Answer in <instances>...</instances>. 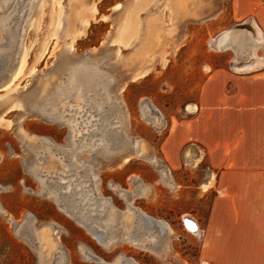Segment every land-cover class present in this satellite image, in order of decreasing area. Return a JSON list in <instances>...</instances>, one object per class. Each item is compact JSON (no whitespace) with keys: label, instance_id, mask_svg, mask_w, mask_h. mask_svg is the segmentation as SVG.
Masks as SVG:
<instances>
[{"label":"rangeland","instance_id":"rangeland-1","mask_svg":"<svg viewBox=\"0 0 264 264\" xmlns=\"http://www.w3.org/2000/svg\"><path fill=\"white\" fill-rule=\"evenodd\" d=\"M231 9L232 0H0V264H200L194 216L210 200L200 185L206 162L190 145L174 160L166 141L195 113L213 68H264L236 69L256 40L235 42L231 28L254 18L237 20ZM125 22L139 38H121ZM227 30L235 44L219 49L214 40ZM255 51L264 57V43ZM136 54L149 70L133 78ZM140 139L144 156L118 154ZM54 182L80 189L83 204L99 200V215L89 201L83 213L110 240L119 233L112 247L61 207ZM140 211L173 229L164 259L131 240ZM185 217L197 230L184 228Z\"/></svg>","mask_w":264,"mask_h":264},{"label":"crops","instance_id":"crops-1","mask_svg":"<svg viewBox=\"0 0 264 264\" xmlns=\"http://www.w3.org/2000/svg\"><path fill=\"white\" fill-rule=\"evenodd\" d=\"M231 14L237 20L253 15L242 22L249 27L234 31L257 27L264 43V0H232ZM262 66L264 57L256 55L235 67ZM196 106L170 133L166 154L176 160L190 145L206 162L200 185L210 200L194 216L203 232L200 264H264V68H213Z\"/></svg>","mask_w":264,"mask_h":264},{"label":"bare ground","instance_id":"bare-ground-1","mask_svg":"<svg viewBox=\"0 0 264 264\" xmlns=\"http://www.w3.org/2000/svg\"><path fill=\"white\" fill-rule=\"evenodd\" d=\"M125 24H127V27L125 28V25H124V29H122V31H121V33H122L121 38L123 40H125V41H128L131 38H137V36L139 38L140 35H139V30L137 29L138 27L136 29L135 28H130L129 29L128 25L131 26V24L130 23L128 24L126 22H125ZM240 28H243V27H240ZM249 29H251L249 31L250 33H246V36L245 35H243V36L237 35V36H235L236 39L235 38L234 39H235V42L237 41V43L244 44V43H247V41H246L247 40L246 39L247 37H249V38H252L253 37L256 41H254V42L252 41L253 42L252 45L248 44L247 47H249V49H248L249 52H251L253 50L252 51L253 52L252 53L253 54L252 57H254V56H256L255 49L258 47L259 43L263 41V38H262V35H261L260 31L257 29V27L252 26V28H249ZM231 31L232 30H227V31L223 32L219 37H217L214 40V44H215V46L217 48H219V49L223 48V46L228 42L227 40L229 38H231V36H230ZM72 44L73 43H71V42L68 43L69 49H71ZM23 48H24V46H23ZM26 51H27V49H26ZM22 52H23V50H22ZM21 54L22 53H20L19 55H21ZM25 57L26 56H25V53H24V55L21 58V60L18 59L20 62H18L19 64L17 63L18 65H15L16 67L13 69L12 76L13 75L16 76L19 73V71L21 70V67L23 66L24 58ZM257 58H259V57H257ZM139 59H140L139 58V55L136 54L135 58H133L130 61L131 64L134 65L133 68H132V70H131V73L133 75V78L143 76L149 70L148 67H146V66L138 67V65L140 64L139 63V61H140ZM258 60L261 61L260 59H258ZM259 61H257V62H259ZM258 64H260V63H258ZM148 66H150V65H148ZM244 66H246V65H244ZM248 67H251V66H248ZM10 80H11V78H9L8 83H9ZM125 80H126V78H125ZM125 80H123L124 83H125ZM123 81H122V83H123ZM1 84H3V83H1ZM50 84H51V80H47L45 82V84H43V87H42L43 93L46 94L48 92V90L50 89ZM106 97H107V100L109 101L110 104L114 102V96H112L110 92H107ZM113 106H115V104ZM0 121H2V118L1 117H0ZM134 141H136V140H134ZM129 150L133 151L134 153H136L138 155H143L144 156L145 155L144 153L147 152L148 148H147V145L145 144V142L143 143V141L140 139L137 143H134L133 146H131V147H129V148L121 151L118 154H122L124 152H129ZM118 154H115V157H117L116 155H118ZM131 155L134 156L133 154H131ZM113 157H114V155H113ZM113 157H110V158H107V159L108 160H112ZM128 157L129 156H124L123 157V160L124 161H128L129 160ZM51 185L56 186L60 190V192H59L60 193V196H59V198H58L57 201L59 202V204L61 205V207L63 209H65L67 212H69L71 215H73L74 217H76V219H78L81 223H83L84 225H86L87 227H89L92 231L97 230V234L95 233V235L97 237H99L101 240L103 239L102 241H104L103 243L107 247H109V248L112 247L111 246V243H113V245H114V243H116L118 241V239H119V233H117L116 230L114 231L115 235L113 234L114 237L111 236L112 237L111 239H113V240H110L109 238L106 237V231L103 228L98 227V226L96 227V225H95V219L96 218L94 219V216L93 215L90 216L89 213H88L89 211H85L83 213V209L85 208L84 206L88 203V201L90 202L91 200H86L84 202V204H83L82 203V198H81V195H80V193H81V190L80 189L79 190L76 189V186H75V187H72V188L70 187L71 189L69 191L63 190V187L62 186L65 185V184L62 185V183H60V182H58V183L57 182H54ZM54 186L52 188H54ZM72 186H74V185H72ZM136 190H135L134 193H132L133 196L138 194V192ZM99 197L100 196L98 195L97 198L99 199ZM98 203H100L99 200L98 201H95V202L92 200V202H90V205H92V206H95L96 205L93 208H94V210L97 209L98 215H99L100 214V208L98 206ZM121 214L124 215L125 214V211H121ZM185 223H187V225L189 227H192L194 230H197V228H198V225L196 224L197 222L195 223V220L193 218H191V217H185ZM131 230H133V231H132V236L130 238L137 245H139V246H141V247H143L145 249H149V250H152L154 252L159 253V255L163 256V259H164L165 254L169 253V250H170L169 236L171 235V232L173 231V229L170 227V225H169V223L167 221H165V220H159V219L153 218L151 216H147V215L143 214L140 211L139 214H138V216H136V218H135V224L133 225V227H132ZM41 234H42L43 239L45 241H47V244H50L52 242V239L50 238L51 237V233L49 232V230L43 229L41 231ZM148 238L149 239H152L153 238V241H152L151 244H146V242H145L146 240L145 241H142L143 239H148ZM133 263L134 264H137L136 262H133Z\"/></svg>","mask_w":264,"mask_h":264},{"label":"water","instance_id":"water-1","mask_svg":"<svg viewBox=\"0 0 264 264\" xmlns=\"http://www.w3.org/2000/svg\"><path fill=\"white\" fill-rule=\"evenodd\" d=\"M213 14H210V15H207L206 17H210V16H212ZM249 27V24H247V22H245V23H239V24H237L236 25V27H234V28H231L232 30H235V29H238V28H240V27ZM252 28V27H251ZM248 62V61H247ZM247 62H245V63H247ZM238 64H240V62L238 63ZM133 150V149H132Z\"/></svg>","mask_w":264,"mask_h":264},{"label":"flooded vegetation","instance_id":"flooded-vegetation-1","mask_svg":"<svg viewBox=\"0 0 264 264\" xmlns=\"http://www.w3.org/2000/svg\"><path fill=\"white\" fill-rule=\"evenodd\" d=\"M182 223H183V226H184V228H185V227L187 226V223H185L184 220H183ZM190 223H191V222H190ZM190 223H189V224H190ZM185 224H186V226H185ZM190 225H191V224H190ZM185 229H186V228H185Z\"/></svg>","mask_w":264,"mask_h":264}]
</instances>
